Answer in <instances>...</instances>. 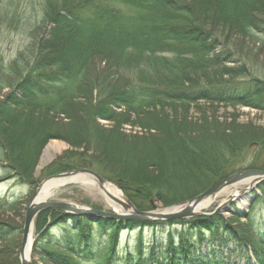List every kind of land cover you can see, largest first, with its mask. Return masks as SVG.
Returning a JSON list of instances; mask_svg holds the SVG:
<instances>
[{
	"label": "trees",
	"instance_id": "trees-1",
	"mask_svg": "<svg viewBox=\"0 0 264 264\" xmlns=\"http://www.w3.org/2000/svg\"><path fill=\"white\" fill-rule=\"evenodd\" d=\"M221 1L223 17L218 11L214 18L222 17L229 22L226 26L232 35L255 33L264 36V0ZM201 3V0H43L42 19L36 27L37 32L43 33L32 35L25 51L19 52L6 66H0V93L9 89L0 100V113L7 114L9 110L4 109L7 107L14 112H44L53 119L69 116L72 102L84 101V121L92 130L96 118L115 121L118 111H125L124 115L131 120L140 118V123L128 120L132 125L150 127L144 118L153 107L162 103H166L163 108L168 104L170 107H189L197 101L209 100L259 103L264 108V97L257 99L264 96L263 76L252 81L220 80L210 85L202 84L203 80L211 81L207 75L202 77L205 70L222 60L236 59V54L228 42H221L219 34H211L216 26L208 20L211 13L207 15ZM220 46L224 50L217 53ZM40 127L37 138L28 136L27 140H21L28 144V152L22 154V160L29 162L26 168L14 165L17 151H13V159H10L8 145L3 144L5 152L0 163L6 165L2 169L8 174L14 172L18 183L24 184L31 179L25 177L32 176L44 145L43 139H48L49 129L42 128L43 123ZM43 132L47 133L44 135ZM85 134L91 138L90 134ZM77 136L75 142L81 143L82 137ZM199 138L175 134L166 141L162 139L159 146L141 149L139 168L157 169L159 175L154 179L132 177L129 182L117 180L123 183L121 189L138 210H153V200L163 207L183 204L237 172L264 170V140L251 146L234 144V137L225 133L214 135L209 142L205 137ZM151 140L154 141L153 137ZM153 148L155 151L151 150ZM76 156L79 158L68 165L69 169L96 167L99 175L110 178L103 161L97 164ZM60 165L55 163L48 172L56 173ZM261 189L264 192V184ZM55 218L68 220V227L73 229L63 227L61 243L88 244L75 252L78 259L87 262L230 264L220 251L207 252L206 259L204 254L197 257L195 249L196 245L205 242L230 240L243 242L242 246L248 252L247 264L252 261L264 264V228L261 223L255 224L251 220L250 227L259 230L255 241L237 225L238 230L233 228L236 217L229 220L197 217L155 223L102 219L95 224L84 216L56 211ZM176 225L180 227L175 230ZM164 226L171 227L159 238ZM125 230L141 233L134 241L138 245L137 258L130 253L115 257L122 244L120 235ZM146 230L153 235L150 255L145 253L143 232ZM96 234L104 236V240L101 239L94 249L89 244L96 241ZM247 242L251 243V249H247ZM163 244L167 250L156 254V248L162 249ZM185 244L188 247H184ZM40 251L44 254L43 247ZM58 261L66 262V258L63 256Z\"/></svg>",
	"mask_w": 264,
	"mask_h": 264
},
{
	"label": "rangeland",
	"instance_id": "rangeland-1",
	"mask_svg": "<svg viewBox=\"0 0 264 264\" xmlns=\"http://www.w3.org/2000/svg\"><path fill=\"white\" fill-rule=\"evenodd\" d=\"M201 2L205 8V13L207 15L211 13L208 20L216 26L211 31V34H219L222 38L221 42H228L227 45L236 54V59L222 60L223 62L205 70L202 77L209 76L211 81L209 83L203 80L202 84L210 85L213 81L220 80L225 82L252 81L261 76L264 78V36L255 33L250 36L232 35L226 26L229 22L222 18L223 7H221L222 5L220 6L222 1L201 0ZM218 11L222 17L214 18ZM42 13L43 0L1 1L0 66H6L17 57L19 52L25 51L32 35L43 33L42 31H36V27L42 19ZM202 29H204V26ZM223 50L224 48L220 46L217 48V53H221ZM8 92L9 89L3 90L0 93V100L4 99ZM262 97L264 96H258L257 99ZM165 104L162 103L153 107L150 113L145 116V122L148 125L149 123L152 125H149L150 127L139 126L137 123H140V118L131 120L130 117H127L128 115H124L125 111H118V118L115 121H109L107 118L101 117L96 118L92 130H90V124L84 121V114L86 113L84 112L86 107L84 101L72 102L71 113H68L69 116H59L53 119L44 112H14L11 108H4L9 111L7 112L8 115L0 113V159L3 156V152H5L2 148L3 144H7L10 150V159H13V151H17L18 155L14 160V165L25 167L29 162L22 160V154L28 152V144L22 142V138L26 140L31 136L34 139L37 138L40 135L39 131L42 123V128H48L49 134L47 140L43 139L44 145L32 176L25 177L31 178L26 183H18L14 176L15 173L9 172L8 174L4 172L2 167L6 164L0 163V264H22L21 245L25 215L32 195L40 185L55 176L79 170H89L99 175V170L96 167H86L85 169L77 170L69 169L68 165L79 158L76 155L83 156L97 164L103 161L106 164L105 167L110 178L99 175L104 181L102 187L104 188L105 185L109 184L114 186L121 193L123 199L127 200L128 198L121 189L123 183L121 182L122 184H120L117 180L121 179L123 181L124 179L129 182L132 177L136 179H143L142 177L154 179L155 176L159 175L157 169L149 170L144 167L145 170L143 169V171L139 168V165H141V149L159 146L162 139L166 141L168 137L172 138L177 134L178 137H205L206 141L209 142L214 135L225 133L234 137L232 140L234 144L247 145L248 143L251 146H255L256 143L264 140V108L259 106V103L239 104L200 100L189 107L184 105L170 107V104H168L167 108H163ZM34 119L35 121L33 122L32 120ZM128 120L136 121L138 126L132 125ZM85 132L90 134L91 138L86 136ZM77 135L82 137L83 141L81 140V143L75 142L78 139ZM151 137H153L154 141L151 140ZM51 144H61L64 147L61 149L53 147L47 150ZM154 149L151 150L155 151ZM147 153L145 152L144 154L147 155ZM74 156L76 157L74 158ZM57 162L61 164L60 170L56 171V173L48 172ZM79 176L92 178L96 181L98 188L84 187L78 183L67 184L60 187L48 199V202H67L82 208L113 212L114 209L100 195V189L102 188L99 182L88 175ZM262 184L250 194L242 192L247 188V184H238L224 190L212 198L210 205L201 211L205 215L198 217L222 218L223 220L236 217V224H233V228L238 230L237 225L248 238L255 241L259 230L250 227L249 220L254 221L255 224L261 223L264 228V192L261 189ZM252 196L257 199L251 204L250 198ZM152 202H154V206L158 210L169 208L163 207L158 201L153 200ZM175 206L178 205L170 207ZM55 213V210L43 211L34 218L33 242L30 255L31 264H71L70 261L76 262V264H97L77 258L79 255L75 252L85 248L88 245L87 243H61L59 239L63 237V227L67 230L71 228L68 227V220L55 218ZM63 214L70 215L64 212ZM84 217L95 224L103 219L99 218L95 221L90 219L91 217L89 216ZM176 226L174 229H179L180 226ZM170 227L164 226L158 237H162L165 234L164 232ZM140 234L137 230L133 232L123 231L120 235L122 244L116 250L117 254L115 257H124L127 253H130L137 258L138 245L134 241L139 238ZM54 235H57V238ZM143 235L145 238V249L147 250L145 253L150 255V249L152 248L150 238L153 235L149 230L144 231ZM240 235L242 234L240 233ZM207 236L209 235L207 234ZM96 237V241L89 244L94 249H96V244L101 239L104 240L102 235L96 234ZM230 237L232 238V236ZM39 240H42V242H39ZM43 243H45L44 246H42ZM242 244L243 242L230 240L213 244L205 242L198 246L196 245L195 249L198 252L196 256L201 257L204 254L203 257L207 259L205 257L206 253L215 250L217 252L220 251L224 260L231 262L230 264H247L246 254L248 252ZM250 244V242L245 244L247 249H251L249 247ZM183 246L188 247L187 244ZM42 247L44 254H41L40 251ZM161 250L162 252L167 250L166 244H163L162 249L160 247L156 248V254ZM63 256L66 258V262L58 261ZM252 264H255L254 261H252Z\"/></svg>",
	"mask_w": 264,
	"mask_h": 264
},
{
	"label": "water",
	"instance_id": "water-1",
	"mask_svg": "<svg viewBox=\"0 0 264 264\" xmlns=\"http://www.w3.org/2000/svg\"><path fill=\"white\" fill-rule=\"evenodd\" d=\"M79 175H88L95 178L99 185L104 183L103 179L97 175L95 172L89 170H79L72 173H67L63 175H58L49 180L45 181L42 185H40L36 191L33 193L30 204L28 206L26 215H25V223L23 229V238L21 245V262L22 264H31L30 255H31V247L29 250V255H26V248L29 243V239L31 234L33 235V227H34V218L37 214L48 211H62L66 214L75 215V216H89L92 220H98L99 218L112 220V221H132L137 223H155V222H166V221H181L186 219L195 218L201 215H205L201 212L196 211V208L206 200L212 199L224 190L241 184H247V188L243 190V193H251L256 187L260 186L264 183V170H244L238 173H235L222 181L218 182L208 190L199 194L195 198L187 201L181 205L175 207H169L165 209H155L149 211H140L138 210L128 199L127 200H117L113 199L115 203L120 205L123 209L122 212H103L96 211L88 208H82L78 205L67 203V202H48L38 201L39 193L43 186L50 180L53 179H68L74 178ZM256 197L252 196L250 198V203H254ZM154 206V202H152ZM155 207V206H154ZM209 216V215H206ZM33 237V236H32ZM33 242V240H32ZM31 242V246H32Z\"/></svg>",
	"mask_w": 264,
	"mask_h": 264
},
{
	"label": "bare ground",
	"instance_id": "bare-ground-1",
	"mask_svg": "<svg viewBox=\"0 0 264 264\" xmlns=\"http://www.w3.org/2000/svg\"><path fill=\"white\" fill-rule=\"evenodd\" d=\"M53 147L61 149L64 146H62L61 144H51L47 150H49L50 148L52 149ZM57 149V150H58ZM71 183H78L82 186H89V187H93V188H98V185L96 183L95 180H93L90 177H85V176H77L74 178H68V179H53L48 181L43 188L41 189L40 193H39V197H38V201H45L50 199V197H52L55 192L60 188L63 187L64 185L67 184H71ZM100 195L105 199L106 203L115 211L117 212H122V207L120 205H118L117 203H115V201H113L112 198L117 199V200H124L121 193L119 191H117V189L112 186V185H105L103 189H100ZM112 197V198H111ZM211 203V199L206 200L205 202L201 203L197 208L196 211L201 212L202 210H204L205 208H207ZM32 234L30 236L29 239V243L27 245L26 248V255L28 257L29 255V250L31 247V242H32Z\"/></svg>",
	"mask_w": 264,
	"mask_h": 264
}]
</instances>
